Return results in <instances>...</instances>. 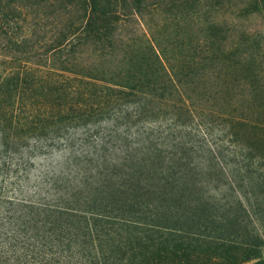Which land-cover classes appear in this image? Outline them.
<instances>
[{
	"label": "trees",
	"instance_id": "obj_1",
	"mask_svg": "<svg viewBox=\"0 0 264 264\" xmlns=\"http://www.w3.org/2000/svg\"><path fill=\"white\" fill-rule=\"evenodd\" d=\"M218 2L0 0V264H264L263 39Z\"/></svg>",
	"mask_w": 264,
	"mask_h": 264
},
{
	"label": "rangeland",
	"instance_id": "obj_2",
	"mask_svg": "<svg viewBox=\"0 0 264 264\" xmlns=\"http://www.w3.org/2000/svg\"><path fill=\"white\" fill-rule=\"evenodd\" d=\"M254 0H219L212 16L221 21V25L231 32L230 37L235 39L240 34L262 35V45L258 46L260 57L264 58V12L254 9ZM264 251V249H263Z\"/></svg>",
	"mask_w": 264,
	"mask_h": 264
}]
</instances>
